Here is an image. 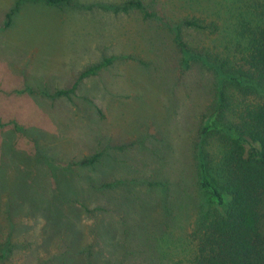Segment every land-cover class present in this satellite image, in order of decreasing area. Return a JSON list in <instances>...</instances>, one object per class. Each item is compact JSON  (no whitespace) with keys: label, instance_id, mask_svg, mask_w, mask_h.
<instances>
[{"label":"rangeland","instance_id":"obj_1","mask_svg":"<svg viewBox=\"0 0 264 264\" xmlns=\"http://www.w3.org/2000/svg\"><path fill=\"white\" fill-rule=\"evenodd\" d=\"M127 1L0 0V245L11 248L0 264H87L89 245L113 264L192 251V208L208 202L200 132L221 86L199 60L184 66L170 27L213 22L216 32L183 26L182 41L223 52L261 0H133L152 17ZM112 219L121 237L108 251L91 225Z\"/></svg>","mask_w":264,"mask_h":264},{"label":"trees","instance_id":"obj_2","mask_svg":"<svg viewBox=\"0 0 264 264\" xmlns=\"http://www.w3.org/2000/svg\"><path fill=\"white\" fill-rule=\"evenodd\" d=\"M39 1L56 6L70 3V0ZM126 6L125 9L137 8L146 17H152L139 1H127ZM15 10L16 7L7 14L5 26L10 24ZM245 15L246 21L241 15L237 17L235 41L225 45L224 53H211L201 45L202 51L195 50L182 41L183 26L215 29L216 32L217 25L213 22L205 24L204 20L192 17L170 27L173 41L183 55L184 66L192 59L199 60L214 70L221 88L215 107L213 104L210 108L214 110L213 117L206 120L200 132L203 142L198 151L196 179H200L201 193L208 202H203L202 206L200 196L199 203L192 208L193 217L185 234V241L193 246L192 251L186 259L162 253L156 259L158 264H264V0L252 16ZM99 68L81 73L71 89L58 90L56 96L69 97L79 80L94 75ZM229 87H233L232 92ZM100 158L101 154L97 153L79 161V165H94ZM111 186L102 184L100 187ZM82 207L85 206L82 204ZM85 209L90 214L102 210L100 207ZM177 210L172 212L175 214ZM117 225L114 219L91 225L97 233L96 239L105 241L108 251L121 237ZM124 231L128 232L123 229V234ZM92 234L94 236L93 231ZM166 242L167 238L161 239V244L166 245ZM87 248L82 250L87 251V264H113L100 253L93 255L98 250L93 245ZM2 250L3 254L5 251L8 254L11 248L8 243L0 245V261L7 255H3Z\"/></svg>","mask_w":264,"mask_h":264}]
</instances>
